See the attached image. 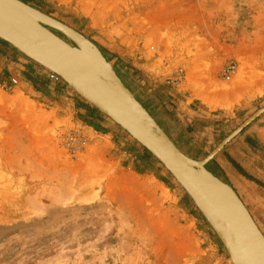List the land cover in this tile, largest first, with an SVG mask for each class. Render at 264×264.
Returning a JSON list of instances; mask_svg holds the SVG:
<instances>
[{
    "label": "rangeland",
    "instance_id": "374dc122",
    "mask_svg": "<svg viewBox=\"0 0 264 264\" xmlns=\"http://www.w3.org/2000/svg\"><path fill=\"white\" fill-rule=\"evenodd\" d=\"M25 2L92 41L192 158L264 105V0ZM50 71L0 38V264H233L170 171ZM206 168L264 237V112Z\"/></svg>",
    "mask_w": 264,
    "mask_h": 264
},
{
    "label": "water",
    "instance_id": "95a60500",
    "mask_svg": "<svg viewBox=\"0 0 264 264\" xmlns=\"http://www.w3.org/2000/svg\"><path fill=\"white\" fill-rule=\"evenodd\" d=\"M0 38L58 74L150 151L192 198L233 264H264L263 235L234 189L206 168L231 138L264 112V105L203 158L195 159L176 146L125 86L101 50L76 29L23 0H0Z\"/></svg>",
    "mask_w": 264,
    "mask_h": 264
},
{
    "label": "built area",
    "instance_id": "2783aa9c",
    "mask_svg": "<svg viewBox=\"0 0 264 264\" xmlns=\"http://www.w3.org/2000/svg\"><path fill=\"white\" fill-rule=\"evenodd\" d=\"M235 70V65L230 62V63H227L224 68L222 69V74L225 76V77H228L229 75H231ZM49 77L50 78H53V79H57L58 78V74H56L55 72L53 71H50L49 72Z\"/></svg>",
    "mask_w": 264,
    "mask_h": 264
},
{
    "label": "trees",
    "instance_id": "16d2710c",
    "mask_svg": "<svg viewBox=\"0 0 264 264\" xmlns=\"http://www.w3.org/2000/svg\"><path fill=\"white\" fill-rule=\"evenodd\" d=\"M25 1H27V0H25ZM95 111H97V109H96L95 107H93V106L89 109V113H93V112H95ZM90 124L92 125L93 122L90 121Z\"/></svg>",
    "mask_w": 264,
    "mask_h": 264
},
{
    "label": "crops",
    "instance_id": "0c3cea01",
    "mask_svg": "<svg viewBox=\"0 0 264 264\" xmlns=\"http://www.w3.org/2000/svg\"><path fill=\"white\" fill-rule=\"evenodd\" d=\"M4 59H6V56L4 57ZM12 62V60H10Z\"/></svg>",
    "mask_w": 264,
    "mask_h": 264
}]
</instances>
